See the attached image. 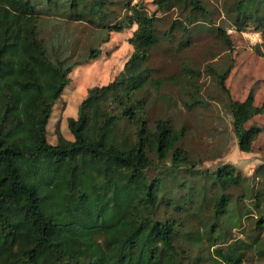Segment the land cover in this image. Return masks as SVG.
I'll return each mask as SVG.
<instances>
[{"label":"trees","instance_id":"1","mask_svg":"<svg viewBox=\"0 0 264 264\" xmlns=\"http://www.w3.org/2000/svg\"><path fill=\"white\" fill-rule=\"evenodd\" d=\"M152 3L157 12L178 11L162 34L173 40L182 30L180 46L189 47L205 21L227 49L231 28L258 32L256 51L264 45V0H223L224 24L214 23L208 0ZM156 18L132 0H0V264H244L251 249L264 258V150L252 176L231 163L202 169L185 146L190 126L153 115L164 98L177 107L160 94L167 83L179 84L187 110L205 103L195 97L201 71L155 76ZM80 23L92 28L86 49ZM133 25L123 69L88 88L77 113L65 117L70 137L50 143L53 112L77 88L74 70L110 58L112 33ZM232 69L233 62L211 73L239 149L252 152L264 125L249 123L264 115V100L253 88L233 98Z\"/></svg>","mask_w":264,"mask_h":264},{"label":"rangeland","instance_id":"2","mask_svg":"<svg viewBox=\"0 0 264 264\" xmlns=\"http://www.w3.org/2000/svg\"><path fill=\"white\" fill-rule=\"evenodd\" d=\"M208 2L214 8V23H227L226 15L219 10L222 8L223 0H208ZM132 5H145L149 14L155 12L158 17L156 21L161 38L159 44L152 49L149 61L151 66L158 69L155 76H169L181 72L185 67H191L202 73L200 77L196 78V82L202 87V90L195 97L204 100L205 103H197L193 109L187 110L181 101L185 94L181 95L179 84L167 83L160 94L171 96L177 101H175L177 107L169 106L167 104L169 99L164 98L154 108L153 115L155 117L170 116L178 126L182 124L190 126L191 130L185 139V146L197 159L201 160L202 166L200 167L202 169L215 170L224 163H231L245 175L252 176L257 166L262 162L264 132L253 144L252 152H244L239 149L238 140L233 130L232 116L225 107L226 94L220 90L217 77L211 72L222 73L233 62V69L226 82L232 97L243 100L249 90L253 88L257 101L262 103L264 100V45L261 47V51H256L253 47L257 42H263L261 36L249 34L248 31L239 33L232 28L228 29L234 49H227L217 36L216 28L209 21H205L194 27L191 34V45L183 47L180 46V42L186 35H183L182 30L175 33L173 40H168L162 34L178 17L177 10L168 13L157 12L152 0H132ZM113 8L121 16L126 12L121 4H115ZM78 25L76 32L80 34V31L84 30L83 35L80 34L79 45L81 49H86L94 39L90 34L92 28L84 27L81 23ZM135 29L136 25H133L123 33H112L109 47H114V51L109 54L110 58L89 61L74 70L72 76L77 83V88L69 96L68 104L63 103L59 110L55 109L53 112L48 124V141L50 143L56 144L60 136L70 137L65 117L77 113L80 100L87 93L88 88L107 84L113 74L123 69L132 51L128 37ZM195 90L196 88L193 91ZM153 92L157 96L156 91ZM191 97L185 96V99L189 100ZM196 98L190 100L193 101ZM251 124L263 126L264 115L256 116L249 123V125ZM238 236L245 237L246 235L239 232ZM205 263L209 264L210 260H205ZM244 264H264V258H260L259 253L251 249L246 255Z\"/></svg>","mask_w":264,"mask_h":264},{"label":"built area","instance_id":"3","mask_svg":"<svg viewBox=\"0 0 264 264\" xmlns=\"http://www.w3.org/2000/svg\"><path fill=\"white\" fill-rule=\"evenodd\" d=\"M249 32V34H252V35H257V36H259L260 34L258 33V32H252V31H248ZM252 42H257V41H252Z\"/></svg>","mask_w":264,"mask_h":264}]
</instances>
